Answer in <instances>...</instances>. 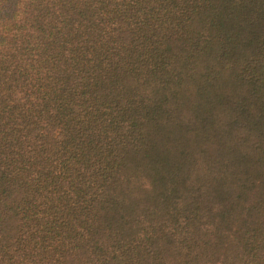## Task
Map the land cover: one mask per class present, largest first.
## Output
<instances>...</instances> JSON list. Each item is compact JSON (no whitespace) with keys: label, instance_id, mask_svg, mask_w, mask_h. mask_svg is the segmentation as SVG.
Here are the masks:
<instances>
[{"label":"trees","instance_id":"1","mask_svg":"<svg viewBox=\"0 0 264 264\" xmlns=\"http://www.w3.org/2000/svg\"><path fill=\"white\" fill-rule=\"evenodd\" d=\"M0 264H264V0H0Z\"/></svg>","mask_w":264,"mask_h":264}]
</instances>
